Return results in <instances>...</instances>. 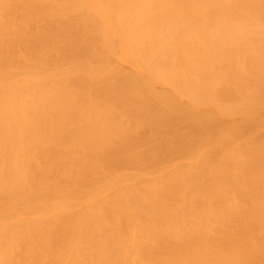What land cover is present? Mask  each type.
<instances>
[{"label":"bare ground","instance_id":"1","mask_svg":"<svg viewBox=\"0 0 264 264\" xmlns=\"http://www.w3.org/2000/svg\"><path fill=\"white\" fill-rule=\"evenodd\" d=\"M0 264H264V0H0Z\"/></svg>","mask_w":264,"mask_h":264}]
</instances>
